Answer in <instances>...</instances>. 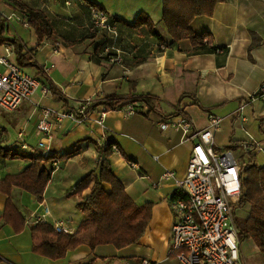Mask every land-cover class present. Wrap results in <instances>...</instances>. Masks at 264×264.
<instances>
[{
	"label": "crops",
	"instance_id": "1",
	"mask_svg": "<svg viewBox=\"0 0 264 264\" xmlns=\"http://www.w3.org/2000/svg\"><path fill=\"white\" fill-rule=\"evenodd\" d=\"M15 1L43 12L54 33L39 43L35 31L24 25L23 12L9 0H0V12L17 14L23 27L32 30L24 41L11 35L8 21L0 19L4 24L2 36L16 40L29 59L20 66L14 49L12 61L28 69L30 73L26 72L40 81L41 88L49 89L43 94L40 88L30 100L9 112L13 114L8 121L15 128L16 140H10L7 128L0 126V264H105L108 259H121L126 264H140L144 259L152 264L171 263L168 253L175 188L172 181H163L162 175L171 171L177 179L185 177L191 144L181 143L180 133L161 130L160 124L183 113L195 128L205 129L209 115L220 117L215 146L234 147L244 165L250 155L246 157L238 149L240 144L256 141L264 148V106L260 101H248L264 82V0H225L216 5L212 16L195 17L190 30L196 36L205 35L217 49L198 53L193 52L194 44L188 39L171 44L161 22L163 0ZM90 4L116 21L115 37L91 32ZM140 16L148 18L170 45L150 35L145 26L131 29L122 24L132 25ZM7 39L1 44L16 46ZM111 41L121 52V64L109 63L100 56L101 49ZM162 45L166 46L164 50ZM140 59L144 61L135 65ZM133 96L151 98L150 106L135 102L118 110L107 107L115 97ZM89 99L93 107L84 124H54L48 147H39L35 132L41 108L77 110ZM129 106L136 111L132 116L125 115ZM102 112L106 113L104 128L96 123ZM105 138L117 147V151H110L108 162L125 193L136 205L151 208L144 236L136 245L123 249L103 245L91 251L87 245H80L58 260L37 253L32 229L40 219L52 227L55 222H64L74 234L85 218L77 210L81 197L69 193L86 175H98L103 155L99 143ZM50 155L54 156L52 160L47 158ZM251 155L259 167H264V160L258 161L259 157L264 159L263 153ZM40 156V168L50 173L40 197L22 187L3 185L5 178L21 173L33 157ZM128 162L137 164L138 170ZM93 184L82 197L90 193ZM249 211L250 205L235 210V219H246ZM77 213L79 223L68 221L69 215ZM146 237L152 240L156 253L141 248ZM239 249L244 264H264L253 241H239ZM164 252L168 258L163 257ZM251 254L255 258L251 259Z\"/></svg>",
	"mask_w": 264,
	"mask_h": 264
},
{
	"label": "built area",
	"instance_id": "2",
	"mask_svg": "<svg viewBox=\"0 0 264 264\" xmlns=\"http://www.w3.org/2000/svg\"><path fill=\"white\" fill-rule=\"evenodd\" d=\"M12 16L13 14L0 12V19L8 22ZM91 20L94 30L116 36V28L106 12L92 8ZM24 25L28 27L27 23ZM4 45V55L0 56V109L13 112L34 96L41 88V83L11 60L14 45ZM120 53L115 41H112L105 46L100 56L109 63L119 64L122 62ZM41 89L43 94L49 92L47 87ZM248 101H260L264 106V82ZM92 104L93 101L89 99L77 110L41 108L35 132L40 139L39 147H48L54 124L65 121L77 126L84 124L88 118V108ZM135 113L134 107L129 106L125 115L132 116ZM105 115L102 112L96 120L101 128H104ZM221 123L220 117L209 115L207 128L197 129L187 115L179 113L160 124L161 130L172 129L180 133L181 143L191 144L185 177L177 179L171 171L162 175V180L172 181L175 188L171 202L174 223L168 256L174 257L178 264H244L240 255L234 209L241 196L244 163L240 161L241 157L237 155L234 147L216 148L214 136ZM99 145L102 151H117V147L106 138ZM22 148L26 149L27 146L23 145ZM239 148L246 157L256 151L264 154V148H260L256 141L242 143ZM127 164L138 170L137 164ZM42 221L43 219L39 220ZM53 229L57 234H72L61 221L55 222ZM140 264L152 263L144 259Z\"/></svg>",
	"mask_w": 264,
	"mask_h": 264
},
{
	"label": "trees",
	"instance_id": "3",
	"mask_svg": "<svg viewBox=\"0 0 264 264\" xmlns=\"http://www.w3.org/2000/svg\"><path fill=\"white\" fill-rule=\"evenodd\" d=\"M224 1L163 0L161 22L172 40L171 44L188 39L194 44V53L217 51L215 47L210 45V41L206 39L205 35L196 36L189 26L195 17L212 16L216 5ZM9 2L16 9L23 12L26 18L25 23L35 31L39 43L53 35V28L43 12L29 9L15 0H9ZM92 8H98L105 12L96 5L90 4V18ZM110 20L115 26L116 21ZM122 24L131 29L145 26L150 35L162 44L170 45L157 33L155 26L148 18L140 16L132 25L125 22H122ZM90 30L93 34L102 33L92 28V20ZM3 34L4 24L0 20V44L7 39L2 36ZM102 34L109 36L105 33ZM7 40L15 43L16 61L20 66L25 61H29L26 54L22 53V48L16 43V40ZM106 45L101 49V52ZM165 48L166 46H161L162 50ZM101 58L107 61L106 58L102 56ZM143 61L144 59L137 60L135 65ZM183 97L180 98L179 105H181ZM150 99L147 96H133L128 99L115 97L108 102L107 107L111 110H118L135 102H143L150 106ZM92 107L93 105L88 108V111ZM12 155L15 156V154ZM109 155L110 150H104L99 162L98 175L94 178L93 172L86 175L69 193V195L81 197V201L77 204V210L85 214V218L77 231L71 235L57 234L54 232L52 225L39 222L32 229L36 243L34 251L47 258L58 260L63 258L67 251L80 245H87L91 251H94L98 246L103 245H112L117 249H123L139 243L148 227L151 208L149 205H136L125 193L122 184L112 173L111 165L108 162ZM42 158V156L33 157L32 162L21 173L5 178L3 185L22 187L29 193L40 197L50 180V173L39 166V161ZM47 158L52 160L54 156L50 155ZM241 176V196L234 209L237 210L250 205V211L246 219L235 220L238 239L239 241H253L264 258V167H259L256 164L255 156L250 155L248 163L242 167ZM92 181L94 184L90 189V193L82 197L83 191L89 187Z\"/></svg>",
	"mask_w": 264,
	"mask_h": 264
},
{
	"label": "rangeland",
	"instance_id": "4",
	"mask_svg": "<svg viewBox=\"0 0 264 264\" xmlns=\"http://www.w3.org/2000/svg\"><path fill=\"white\" fill-rule=\"evenodd\" d=\"M4 13V12H3ZM13 14V13H12ZM8 26L10 27V34L11 35H14V36H17V37H20L22 40H26V39H29V36L30 34H32V30L30 28H24L22 23L20 22L19 20V16L17 14H13L12 16V19L10 22H8ZM7 34V33H6ZM5 47L4 44H0V53H2V55H4V51H3V48ZM1 55V54H0ZM11 60L13 59V55L10 56ZM44 68H47V67H44ZM2 70V69H1ZM26 71L28 73H30L28 71V69H26ZM13 114H10L9 112H6V111H3L0 109V126H4L7 128L8 132H9V135H10V140L14 141L16 140V136H15V128L13 127L12 125V122H9L8 120L10 119V117L12 116ZM39 140V138H38ZM29 143V142H28ZM240 150V148H238ZM241 151V150H240ZM263 158H260L259 157V160L261 163L263 162ZM63 166V163L61 164ZM239 210V209H237ZM79 214V215H78ZM78 215V216H77ZM72 221L74 223H79V220H80V213H77L76 215L74 214H71L69 215V219L68 221ZM236 219H238V217H236ZM238 220H241L240 218ZM154 231V228L152 229L151 232ZM150 233V232H149ZM149 235V234H148ZM147 238V237H146ZM146 239H144V243H141L142 246L141 248L142 249H147L156 253V248L154 245H152V240H149V237L147 238V242H145ZM245 246V249H248L247 248V245H244ZM255 254H251L250 257L251 259L252 258H255V256H253ZM164 258H168L167 257V253L164 252V255H163ZM170 262L171 263H165V264H175L174 262V257H170ZM250 259V258H249ZM105 264H126V262L124 260H121V259H114L112 261V259H108L107 262H105Z\"/></svg>",
	"mask_w": 264,
	"mask_h": 264
}]
</instances>
